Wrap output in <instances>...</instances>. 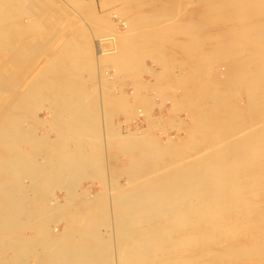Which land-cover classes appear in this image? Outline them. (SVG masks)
<instances>
[{"label":"bare ground","instance_id":"6f19581e","mask_svg":"<svg viewBox=\"0 0 264 264\" xmlns=\"http://www.w3.org/2000/svg\"><path fill=\"white\" fill-rule=\"evenodd\" d=\"M125 1L128 6L133 2V0ZM187 1L189 4L190 0ZM193 4L196 5L199 3L193 2L189 5L193 6ZM12 5L10 2L0 4V23H3L5 20L2 16H9ZM204 8L206 11H216V14L220 12L224 16L227 15V17L221 16L224 18L220 20L222 24L220 27L223 29L220 31L221 33L213 34L215 36L214 42H218L212 43L213 47L209 50L202 51L198 49L199 44L196 43L198 46L192 44L197 50H195L196 53L200 51V57H198L199 55L197 57L193 55L195 53L194 51L192 52L194 48L192 45H189L192 47V50H189L191 51L189 62L193 61L192 73L186 77L184 83H181L185 94L180 98V103L177 107H175L177 108L175 110L179 111V107L183 110L184 108L182 107L185 106V109H192L194 113L193 117H190V120L194 121V125L187 141L180 142V140L177 142L169 138L166 144L162 145L155 143V138L152 139V136L150 137L146 133L141 132L143 131L142 129L140 132L138 130L126 134L120 130L116 132L112 131L115 132L113 140H119L121 149L126 152H131L132 159L130 160L128 158L130 161L124 168L113 167L114 174L112 179L109 178L106 180L104 182V189L96 194H92L89 191L86 193H81L80 191L78 193L76 191L77 184L80 182L78 180L93 172V168L103 166V157L105 154H103L102 142L109 144L113 140L112 137L107 139L101 138L102 131L99 127V119L102 115L100 112H102L103 103L97 97L87 92V86L85 87V83L82 80L64 76L60 81H57V86L59 84L61 88H64V92L74 95L72 98L65 99L73 111L74 118L68 122L65 119H60L57 121L56 128L61 135L71 134L73 136L72 140L76 142L77 146L75 149H68L66 145H61L58 149L55 148L52 154H46L42 162L36 159L40 157L39 155L42 156L43 154L42 143L45 142L46 134H40V130L38 131L35 128L32 129L29 127L30 129L28 130V127L27 129L24 127V118L26 115L30 113L34 105L43 101L42 95H40L42 91L39 89L21 91L19 94L21 96L16 99L17 102L10 106H2L3 109H1L4 111L0 117V264H30V257L36 258L37 264H117V253H119L118 255L120 256L122 264H193L195 260H203L202 257L206 256L207 258V255L213 252L211 250L205 251V248H207L205 247L207 245L205 243V250H202V246L199 248L200 250L194 251V255H190V257L174 258L172 257L173 254L175 255L173 252V254L168 256L172 250L178 249V247L188 246L192 243L200 246L199 242L206 238L204 234L199 233V229L204 225V222L205 225L210 223L208 226L212 228L217 227L215 223L218 217L222 220L223 218L229 217L228 215L231 213L225 212L226 215L223 214V216H221L222 213L219 215L216 213L221 212V209L225 207L231 206L234 203L233 201L240 197L238 196L240 193L242 194L245 190H250L245 189L244 182L252 181L248 179H256L257 181L264 177V168L262 169L260 164L258 165L257 163L258 159L263 158L264 160V0H209V3ZM207 16H210V14L208 13L203 18ZM16 19L17 17L12 15L11 21L13 22ZM217 20H219V17ZM127 24L128 31L129 28L133 29L137 27L139 22L137 20H131ZM186 24L184 25L186 26ZM182 25L180 24V26ZM177 27L179 26L177 25ZM175 33L177 32L175 31ZM171 34L173 35V33ZM118 37V42L116 39L114 40V37L113 39H105V37L97 42L95 55L98 58L99 56L108 58L109 61L113 62L112 64H122L121 68L124 69L128 67L133 69L136 66L135 63L137 65L141 63V60L138 62L137 55L141 56L143 54L142 57H147L144 53H147L148 56L155 53L161 61H164L163 48L165 47L166 40H169V33L162 31L152 34H142L139 36L140 41L136 38L130 40L128 35ZM108 41L110 43L109 46L107 48L103 47V43L108 44ZM76 42L78 43L79 41L76 39ZM76 42H68L55 55L54 62L56 63L53 64L54 68L65 70L64 63L72 57L79 56L80 52L76 48ZM195 42L197 41L195 40ZM190 43H187V45ZM56 44L58 46L60 43L57 42ZM55 45L54 47L57 49ZM140 45H143L145 50H143L144 48L140 49ZM187 45H184V48ZM147 46H154V49H149L148 51L146 49ZM189 46L188 49H191ZM50 50L52 51L53 49ZM219 60L221 62L224 61L225 63L222 62L223 64L229 62V67L226 68L223 75H221V72L219 74L220 76H217L218 72L216 74L214 71V64L220 62ZM141 64L138 66H142ZM9 68H12V66L10 65ZM24 68H21V70ZM0 69L3 70L2 68ZM131 69L129 68L128 70ZM217 70L219 71V68ZM18 71H20V68ZM146 71L148 70L146 69ZM29 72L31 73V71ZM18 74L19 72L16 76ZM159 75L155 78H158ZM7 76L2 77L7 78ZM160 78L162 79V77ZM3 80L1 81L0 79L1 82ZM10 80L12 79L9 78L8 82ZM157 81L160 82L159 79ZM8 82L7 84L10 85ZM139 83H136L137 88L140 86L139 89H142L141 86L147 85L148 82L142 85H139ZM14 88L16 89V87ZM147 88L145 90H148ZM154 90L156 94L159 91L155 88ZM164 90L162 89L161 91L160 89V92H158L160 96L164 92V95H169V90ZM134 91L136 92L137 89L135 88ZM135 92H132L134 94L130 93L133 99L142 101V104L147 105L148 103L145 101L147 94L145 96L146 98L143 99ZM170 92L172 93L173 91L170 89ZM175 92L173 93L175 94ZM241 92H244L247 98V103L244 107L232 104L233 98H236ZM234 94L237 95L235 96ZM101 95L103 96V94ZM1 96L0 94V99ZM127 96V93L114 94L108 92L104 96V98L106 97V106L111 111L115 108L125 109V114L127 113L126 115H129L126 112V108L130 107L132 109V104H128L130 102H127ZM161 97L164 98L163 96ZM154 98L157 99L156 97ZM165 98L164 100H166ZM144 101L146 104L143 103ZM160 102L161 104L159 105L156 103L159 107L163 104L162 100ZM138 103L136 102L135 104L137 105ZM142 104L133 107L136 112L138 109H143ZM135 107H138V109L136 110ZM151 107L153 108L154 106L151 105ZM134 109H132L133 112ZM144 110L145 108L143 111H139L140 113L143 112V115L148 113L149 117L151 114ZM106 111L104 112L106 113ZM105 113H103V117H105ZM113 113L111 112V116ZM130 116L131 114L127 117ZM246 117H248L247 120ZM54 119L57 120V117L54 116ZM152 120L154 119L151 115ZM160 120L165 119L159 118ZM148 122H150V119H148ZM182 122L184 123V121ZM257 123L260 125V130H257L259 126L256 125ZM148 125H151L152 130L155 128V124L152 125L150 123ZM254 125L257 126L256 132H252L255 128L252 131H247L252 129ZM161 127L162 125L160 124ZM40 128L43 127L40 126ZM59 141L65 142V139ZM25 143L30 144L28 151L22 148V145ZM35 144H37V148H35ZM37 149H40L39 152H36ZM200 149L202 151H198ZM122 150L120 152L121 155L124 153ZM36 156L38 157L36 158ZM260 163H263V161ZM106 168L103 169V173L108 170ZM122 176L128 181V184L125 186L119 182ZM23 178L30 179L31 185H25L22 180ZM54 184L61 186L60 189H64L65 193L68 194L67 202L62 203L59 198L53 195V200H55L54 204L48 203L47 200L49 195H52V189H56L54 188ZM246 185L249 184L247 183ZM33 193L39 195L43 199V202L36 203L32 198ZM227 209L224 210L226 211ZM232 209L234 208L231 207ZM238 210L233 211L235 212L236 220L239 219L240 222H243V228H246L248 225L246 218L250 214L247 210L246 212H243L242 209V212ZM55 215H59L62 218L60 219L61 221L67 220L59 232L53 229L54 225L61 223L58 220L54 221L53 218ZM253 215L256 214L253 213ZM262 217L264 216L262 215ZM226 222L228 221L226 220ZM254 222L256 221L254 220ZM104 228L107 229L106 235L103 233ZM217 229L219 231V228ZM26 230L32 231V234H25ZM191 230L195 232H190ZM222 230H224V227ZM226 230L228 229L226 228ZM230 231L228 233H231ZM249 231L252 230L249 228ZM213 233L215 232L213 231ZM237 233H234V235ZM246 234L244 235L246 236ZM220 236H213L211 238L214 241H219ZM117 245L119 247L118 251L116 249ZM261 246L264 248V244ZM189 247L187 248L190 249ZM223 247L224 245L220 248ZM193 249L196 250V248ZM235 249H228L226 254L227 252H230L231 255L232 253L234 254ZM249 249L247 248L245 250L248 252ZM258 250L260 249L257 248L256 251L258 252ZM182 251L181 249L180 252ZM175 252L177 253V251ZM188 252L186 250L184 253ZM202 262L206 264L205 261ZM233 262L236 261L233 260ZM196 263L198 262L196 261ZM218 263L222 264L221 261Z\"/></svg>","mask_w":264,"mask_h":264},{"label":"rangeland","instance_id":"374dc122","mask_svg":"<svg viewBox=\"0 0 264 264\" xmlns=\"http://www.w3.org/2000/svg\"><path fill=\"white\" fill-rule=\"evenodd\" d=\"M154 1L157 2L158 5ZM154 1H152V0H133V2L130 4V6H128V5H126L125 0H0V4H4V3L6 4L9 2L13 4L10 8L11 12H10L9 16L6 17V15H4V16L1 15L3 17V19H5V20L3 23H0V68H2L5 71L4 72L3 70L0 69L1 73L3 72L2 74L0 73V79L2 81L3 78H5L8 74L9 75L7 76V78L10 76L9 78L12 79L8 82L9 78L8 79L5 78L4 79L5 81L3 80L4 83L0 81V94L2 95L1 99H0V117L4 111V110H2L3 109L2 106L3 105H4V107H6L7 105L10 106V105H13L15 102H17L16 99L19 96H21V95H19L21 91H27V90L31 91L32 89L33 90L39 89L40 91H42V93L40 95H42L43 101L34 105L32 110L30 111V113H28L26 115V117L24 118V122L26 124V125L24 124L25 129H27V127H28V130L30 128H32V129L35 128L38 131L40 130L39 131L40 134H46L45 142L42 143L43 144L42 145V153L43 154H42V156L39 155L40 157L36 156V158L38 157L37 159L35 158L37 161H40V162L44 161V156L46 154H48V153L52 154L55 151V148L58 149L61 145H66L68 149H71V148L75 149L77 146L76 142L72 140L73 136L71 134H70L71 136L69 134L61 135L59 130L56 128L57 127L56 124L58 123L57 121H59L60 119H65V121L68 122L74 118L72 109H70V107L68 106V103L65 101V99L72 98V97H74V95L67 93V92H64L63 91L64 88H61L59 86V84L57 86V81L58 80L60 81L61 78L64 76H69L72 79L77 78L79 80H82V82L85 83V87L87 86L86 87V89H88L87 92L90 95L97 97L98 100H100L103 103L102 104V112H100V113H102V115L99 119V127L102 131V137H101L102 139H107V138L112 137V140H113L114 139L113 135L117 130H120L121 132L126 134L128 132H132V131L135 132L138 130L140 132L142 129L143 131H141V132L146 133L150 137L152 136L151 137L152 139L155 138L154 142L157 144L165 145L169 138L174 139V141H177V142L180 140H181L180 142H182V141L186 142L187 141V139L189 137V133L192 130L193 125H194V121L190 120V117H193L194 113H193L192 109H190V110H188L187 108L185 109V106L182 107L185 110L184 109L181 110L180 107L178 106L179 111H176L177 108H175V107H177V105L180 103V98H182L185 94V91L183 90L184 88L181 85V83H184L186 77L192 73L191 68H192L193 61L189 62L190 55H191V51H189V50H192V47L194 48V45H192V44H196V43L199 44L198 49H200L202 51L209 50L211 47H213L212 43H218V42H214L215 36L213 34L216 35L218 32L221 33L220 31L223 28L220 27L222 25L220 20L224 19V18H222L224 15L220 12H218L216 14V11H211V12L209 10L206 11L204 6H206L209 3V0H206V1L205 0H190L189 4L193 3V2L199 3L196 5L193 4V6L189 5L187 0L186 1L185 0H180V1L179 0H154ZM185 3H187V4H185ZM149 4H151V5H149ZM187 6H189V7H187ZM111 10H113V11H111ZM208 13L210 14V16L203 18L204 16L208 15ZM12 15L17 17V19L14 20L13 22L11 21ZM198 15H199V18H198ZM225 16L227 17V15H225ZM218 17H219V20H217ZM7 18H8V20H7ZM174 18H175V20H173ZM212 19L214 22L212 21ZM23 20L24 21L26 20V21L24 22ZM131 20H137L139 22V25L137 27H135L136 29L135 28H133V29L129 28L131 31L130 32L129 29L127 31V28H128L127 22H129ZM142 22L143 23L145 22V23L143 24ZM186 22H188V23L186 24ZM190 22H192V23H190ZM171 23L172 24L174 23L173 24L174 26ZM180 24H183V25L180 26ZM184 24H186V26ZM213 24H215V25H213ZM177 25L179 27H177ZM201 26H202V28H201ZM180 28H184V29H180ZM207 28H209V29H207ZM174 29H176V30H174ZM195 29H197V30L195 31ZM189 30L192 31V35H191V31H189ZM162 31L169 33V40H166L165 47L163 48L164 61H161L159 59V56H157V54H155V53H152L151 55L149 54L151 57L148 56L147 53H144L147 55V57L146 56L142 57L143 54H141V56L137 55L138 59H139L138 62L141 60V63H142V64L138 63V65L141 64L142 66H138L137 63H135V65L137 67L134 65L135 67L133 66L134 67L133 69H131V67L124 69V68H121L122 64H118V63L112 64L113 62L109 61L108 58H105V57L102 58L100 56L98 58L95 55L96 54L95 46L97 45L96 43L105 37H106L105 39H110V38L113 39V37H114V40L116 39V41L118 42V40H119L118 36L128 35L130 40H134L136 38L137 40L140 41L139 36H141L142 34H146V33L152 34L155 32H162ZM175 31L177 33H175ZM185 31H187L188 33ZM197 32H199V33H197ZM171 33H173V35ZM63 34H64V36H63ZM81 35H82V37H81ZM185 35H188V36L185 37ZM212 36H214V37L212 38ZM194 37H198V38H194ZM76 39H77V41H79L78 43L76 42ZM178 39H179V41H178ZM186 39H187V41H186ZM195 40L197 42H195ZM62 41H63V43H62ZM70 41L77 43V44L75 43V45H76V48L80 52L79 56L72 57V58L68 59V61L66 63H64L65 70L61 69V68H59V69L54 68L53 64L56 63V62H54L55 55L63 48V46H65ZM189 41L192 43H190ZM198 41H199V43H198ZM57 42L60 43L58 46L56 44ZM80 42H81V44H80ZM187 43H190V44L187 45ZM109 44H110L109 41H108V44L103 43V47L107 48L109 46ZM54 45L57 46V49H56V47H54ZM184 45H187L186 48H184ZM189 45H192V47H190ZM188 46L191 49H188ZM143 48H144V46L140 45V49H143ZM47 49H48V51H47ZM50 49H53V50L51 51ZM146 49L149 51V49L150 50L154 49V46H147ZM4 50H6V51H4ZM143 50H145V48ZM195 50L196 49L194 48V50H192V52L193 51L195 52ZM15 51H16V53H15ZM89 52H91V53H89ZM40 53H41V55H40ZM149 53H151V52H149ZM193 55L196 57L199 55L198 57H200V51L197 53L196 52L193 53ZM140 57H141V59H140ZM156 61L158 62V64ZM7 62H8V64H7ZM220 62H217L214 64L216 67V68L214 67V71L216 72V74L218 72L217 76H220L219 74L221 72H222L221 75H223L225 73L226 68L229 67V62L226 61L227 62L226 64L222 63L224 61H222L221 63ZM162 63H163V65H162ZM57 64H58V62H57ZM216 64H217V66H216ZM8 65H9V67L11 65L12 68H9ZM25 65H27V66H25ZM182 65H183V67H182ZM223 65H225V66H223ZM226 65H228V66L226 67ZM24 66L26 69L24 68ZM37 67L39 70L37 69ZM217 67L219 68V71L217 70L218 69ZM14 68H16V69H14ZM19 68H20V71H18ZM21 68H24V69L21 70ZM129 68L131 70H128ZM136 68H137V70H136ZM12 69H14V71H12ZM146 69L148 71H146ZM124 70H128V71H124ZM179 70H180V72H178ZM220 70H222V71H220ZM26 71H28V72L26 73ZM29 71H31V73ZM18 72H19V74H18V76H16ZM145 72H148V73H145ZM6 73H8V74L4 75ZM32 73H35V74H32ZM151 73H153V74H151ZM160 73H162V74H160ZM180 73L181 74L184 73V74L181 75ZM31 74H32V77H31ZM1 75L5 76V77H2ZM23 75H25V76H23ZM80 75H82V77H80ZM158 75H159V77L155 78ZM13 77L14 78L16 77L17 79L16 78L14 79ZM160 77H162V79ZM158 79L160 82L157 81ZM16 80H17V82H16ZM107 80L109 83L107 82ZM136 80H138V81L140 80L139 81L140 83L138 81L136 82ZM7 82L10 85H8ZM14 82H15V84H14ZM146 82H148L147 85L149 84V86H147V85L141 86L142 89H139L140 86H138L139 88H137L136 83L137 84L139 83V85H142V84H146ZM3 84H5L6 86ZM21 84H23V85H21ZM15 85H17L18 88ZM7 86H9V87H7ZM13 86L16 87V89ZM169 87H170L171 91H173V92L178 91V92H175V94L173 92L171 93ZM135 88L137 89V91H136L137 93L134 91ZM146 88L148 90H145ZM154 88L156 90L158 89L159 90V91L157 90L158 92H160V89H161V91H162V89H165L164 91L169 90L168 91L169 95L168 94L164 95L165 92L164 93L162 92L163 94L160 93V94H162L161 96H163L164 98L167 97V98H165L167 101L164 100V98H162L158 92H157V94H158L157 95ZM12 89H13V91H12ZM172 89H174L175 91ZM106 90H107V92H105ZM152 90H154V91H152ZM96 92H97V95H96ZM108 92H112L114 94H120V93L126 94L127 93V95L129 96V97L127 96V99H128L127 102H130V103H128L129 105L132 104V109H134L133 108L134 106H140V104H142V101H137V100L133 99V97L131 95L134 93H132V92H135L136 94H138V96H141L143 99L146 98L145 96L147 94V98L145 101H147L146 103H148L149 105L148 104L147 105L142 104L143 105L142 107H143V109L145 108L146 112H149L152 115V118L154 120L151 121V115H149V117H150L149 118L148 113H146L144 115L142 114L143 112L140 113L139 110L143 111V109L142 108L138 109V107L137 108L135 107L136 110L138 109L137 112L135 111V109L133 112L132 109H130V107L126 108V112H128L129 115L131 114V116H130L131 118L127 117L129 115H126L127 113L125 114V109L121 110L120 108H115L111 111L108 108V106H106V103H105L106 97L104 98V96H106ZM130 93H132V94H130ZM101 94H103V96ZM234 95L236 96L237 94H234ZM238 95L236 96V98L235 97L233 98L232 104L233 105L237 104V105L244 107V105H246V103H247V98H246L244 92H241ZM150 97H151V99H150ZM154 97H156L157 99H155ZM160 98H162V99H160ZM169 98H171V99H169ZM102 99H104V100H102ZM161 100H162L163 104H162V106L160 105V107H161L160 108L159 106H157V104L158 105L161 104V102H160ZM145 101L143 103H145ZM136 102L137 103L139 102V103L136 105L135 104ZM151 105L154 107L152 108ZM149 107H151V108L149 109ZM170 107H172V108H170ZM104 109H106L107 111ZM117 109H119V110H117ZM171 109H173V110H171ZM170 110H171V112H170ZM186 110H188L189 112ZM104 111H106L107 114ZM117 111H119V112H117ZM172 111H174V112H172ZM111 112H114L113 113L114 115L112 114V116H111ZM103 113H105V117H103L104 116ZM108 114H109V116H108ZM52 115L57 117V120H55L56 118L54 119V116H52ZM156 116H158L157 119H158L159 123L157 122ZM106 117H107V119H106ZM109 117H110V119L111 118H113V119L110 120ZM146 118L150 119V122H148V119H146ZM159 118L165 119V120L159 121ZM247 119H248V117H246V120ZM54 120H55V122H54ZM179 120L181 122L184 121V123L183 122L181 123ZM172 121H173V123H172ZM29 122H30V124H29ZM152 122H154V123H152ZM174 122H176V123H174ZM177 122H178V124H177ZM27 123H28V125H27ZM119 123H120V125H119ZM147 123L148 124L151 123L152 125L155 124V128L152 130L150 127L151 125H148ZM156 123H158V124L156 125ZM160 124L162 125L161 128H160ZM256 125H259V123H257ZM256 125H254L252 127V129H249L247 131H252L255 128L252 132H256V127H257ZM40 126L43 128H40ZM145 126H146V128H145ZM132 129H134V130H132ZM146 129H147V131H146ZM257 130H260V125L257 127ZM112 131H115V132H112ZM61 139H65V142L59 141ZM159 141H161V142H159ZM29 145H30L29 143H25L22 145V148H25L28 151L30 149ZM120 145H121V143L117 139L113 140L109 144H107V143L104 144L102 142V146H103L102 150L103 149H104V151L106 150L105 152L103 151V154H105L103 157V166H101L99 168L98 167L93 168L92 169L93 172L89 173L87 176H84L85 178L82 177L78 180V181H80L77 184V187L78 186L79 187L78 188L76 187V189H77L76 191L78 193H80V191H81V193L82 192L86 193L87 191H89L92 194L98 193L99 191L104 189V182H106V180H108L109 178L112 179L113 174H114L113 170H112L113 167L124 168L127 166L126 164H128L129 161L132 159V153L122 150ZM35 148H37V144H35ZM109 148H112V149H109ZM39 150L40 149H37L36 152H39ZM121 150L124 152L122 155L120 153ZM198 151H202V150L200 149ZM110 159H111V161H110ZM126 159H127V161H126ZM262 161H263V163H260ZM112 162H113V164H112ZM257 163H258V165L260 164V167H262V169L264 168L263 158L258 159ZM106 167L108 168V170L103 173V169ZM260 167H258V168H260ZM258 170H260V169H258ZM263 171H264V169H263ZM263 174H264V172H263ZM89 176L92 178L94 177V179L90 178ZM87 178H89V179L87 180ZM263 178L264 177H262V179ZM262 179L260 178L257 181H256V179H248V180H252L251 182L246 181L249 185H246L247 183L244 182L245 189H250V190L249 191L245 190L244 192H242V194L240 193L238 195L240 197L236 198V200L233 201L234 203L231 206L225 207V208L222 207L223 209H221V212L219 211L218 213H216L217 215L222 213L221 216H223V214H225V212L231 213V214L228 215L229 217H227L225 219L223 218L222 220H220L218 217L219 220L217 219L216 223H215L217 225V227H213L215 229L208 226V225H210V223L205 225V222H204V225L199 229L200 230L199 233L204 234L206 236V238L201 240V242H199L200 246L196 245L195 243H192L188 246L178 247L179 250L177 248L172 250L168 256L175 253V255H177V256H175L173 254L174 256L172 255V257H174V258H179V257H184V256L190 257V255H194V251L196 252L197 250H200L199 248L203 246L202 250L206 249L205 251L211 250L213 252L210 253L209 255H207V258H206V256L202 257L203 260L198 259V260H195V262L193 261L194 262L193 264H205L202 261H205L206 264H210V263L211 264H220V263H218L219 261H221L222 264H228V263L231 264V262H233V260L236 261V262H233V264H264V257H263L264 256V248L261 246L262 244H264V235H263L264 234V224H263L264 223V217H262V215L264 216V204H263L264 203L263 202V199H264V188H263L264 187V179L263 180ZM22 180H23V183L25 185H29V186L31 185L30 179L23 178ZM119 182L121 185H124V186L128 184V181L123 176L119 179ZM54 186H55L54 188H56V189L55 190L52 189V195L50 194L48 197V200H47L48 203L54 204L55 200H53V199L55 196H56V198H59V200L62 203L67 202L66 200L68 199V194L65 193L64 189H62V188L60 189L61 186H58L57 184H54ZM255 187H256V189H255ZM32 195H33L32 198L34 199V201L36 203L43 202V199L39 195H37V194L35 195L34 193ZM53 195H54V197H53ZM261 195H263V196H261ZM241 197H243V198H241ZM260 197H262L263 199ZM49 199H51V200H49ZM237 200L238 201L240 200L239 202L240 203L242 202V203L240 204ZM244 201L246 202V204ZM253 201H255L256 203ZM248 205H250V206H248ZM231 207H233L234 209L231 210ZM227 208H229L231 211ZM236 208L239 209L240 211L242 209L243 212H246V210H247V212L250 214V216L248 218H246V221L248 222V225H247L248 228L247 227L243 228V222H240L239 219L236 220L235 212H233V211L237 210ZM224 209H227L229 211H227V210L225 211ZM250 210H252V211L249 212ZM254 210H255V212H254ZM253 213L256 215H253ZM260 216H261V218H260ZM53 219H54V221L58 220V222H61V223L53 226L54 231H58V232L61 231L62 226L64 227L65 222H67V220L61 221L60 219H62V218L59 215H55ZM230 219H231V221H230ZM226 220L228 222H226ZM254 220L256 222H254ZM257 220H258V222H257ZM260 220H261V222H259ZM217 222H219V223H217ZM223 222H224V224H223ZM246 223H245V225H246ZM52 224H53V222H52ZM256 224H257V226H256ZM222 225H224L223 226L224 230H222V228H223ZM219 226H221L222 228ZM233 226H235V227L237 226L236 229ZM250 226H253V227H250ZM217 228H219V231ZM226 228L229 231L231 229H233V230L230 231L231 233H228L229 231L226 230ZM249 228L252 231H249ZM252 228H254V229H252ZM239 229H240V231H238ZM247 229H248V231H247ZM213 231L215 233H213ZM246 231H247V234H246ZM190 232L194 233L195 231L191 230ZM236 232H238V233L235 234L236 235L235 236L234 233H236ZM243 232H245V233H243ZM103 233L107 234L106 228L103 229ZM218 233H220V234H218ZM25 234L30 235V234H32V231L26 230ZM244 234H246V236ZM219 235H221L219 237V241L218 240H216V241L212 240L213 236H219ZM241 235H242V237H241ZM262 235H263V237H262ZM259 236H260V238H259ZM255 237H257V238H255ZM238 238H240V239H238ZM227 239H228V242H227ZM224 240H226V241H224ZM219 242H222L223 244L219 243ZM228 243H229V245H228ZM220 244H221V246L224 245V247L226 249L224 247L220 248L221 247ZM204 245H206L205 247H207V248L204 249ZM214 245H215V248H214ZM218 245H219V247H218ZM254 245L257 247H255ZM187 247H189L190 249H188ZM252 247H255V248H252ZM183 248L189 252L184 253L186 250L184 251ZM193 248H196V250H194ZM230 248H236L234 254L232 253V255L230 254V252H227V254H226V251ZM244 248L245 249L250 248V249L247 252V250H245ZM257 248L260 249V250H258L259 253L256 251ZM116 249L118 251V249H119L118 245L116 246ZM181 249L184 252L183 251L180 252ZM175 251H177L178 254ZM217 252L219 253L220 256L218 255ZM220 253H222L223 255ZM118 254L119 253L116 254V258H117L116 260H118L117 264H122V261L120 260V256ZM241 254H242V256H240ZM230 255H231V257H230ZM216 257H218V258H216ZM219 257H221V258L223 257L222 260ZM196 261L198 263H196ZM208 261L209 262L211 261V262L209 263ZM30 264H37V259L34 257H30ZM181 264H185V263H181Z\"/></svg>","mask_w":264,"mask_h":264}]
</instances>
